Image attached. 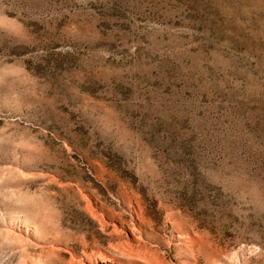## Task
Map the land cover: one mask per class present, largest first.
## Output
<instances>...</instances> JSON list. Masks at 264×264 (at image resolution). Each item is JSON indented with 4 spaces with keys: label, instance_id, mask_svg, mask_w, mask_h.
<instances>
[{
    "label": "rangeland",
    "instance_id": "1",
    "mask_svg": "<svg viewBox=\"0 0 264 264\" xmlns=\"http://www.w3.org/2000/svg\"><path fill=\"white\" fill-rule=\"evenodd\" d=\"M0 264H264V0H0Z\"/></svg>",
    "mask_w": 264,
    "mask_h": 264
}]
</instances>
